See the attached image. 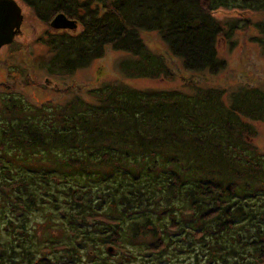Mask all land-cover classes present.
I'll return each instance as SVG.
<instances>
[{
	"label": "trees",
	"instance_id": "16d2710c",
	"mask_svg": "<svg viewBox=\"0 0 264 264\" xmlns=\"http://www.w3.org/2000/svg\"><path fill=\"white\" fill-rule=\"evenodd\" d=\"M18 1L43 24L63 14L81 27L39 38L47 53L35 62L53 78L108 47L134 58L120 65L126 80L172 81L177 61L213 77L227 66L218 38L248 28L264 52V19L213 16L259 14L264 0ZM87 93L38 105L0 94V264H264V153L251 125L264 121V92L234 93L228 108L200 85Z\"/></svg>",
	"mask_w": 264,
	"mask_h": 264
},
{
	"label": "rangeland",
	"instance_id": "374dc122",
	"mask_svg": "<svg viewBox=\"0 0 264 264\" xmlns=\"http://www.w3.org/2000/svg\"><path fill=\"white\" fill-rule=\"evenodd\" d=\"M22 8L23 22L21 30L14 37L12 44L3 46L0 49V94L5 92L17 93L25 102L45 104L56 102L63 104L75 94L88 99V91L105 85H115L118 83L128 84L134 89H153L164 91H180L191 94L195 85L202 88H219L224 92L225 106L228 108L230 97L234 93H240L251 86L264 92V52L259 44L254 40L258 34L252 28L247 31L237 30L232 37L233 43L229 44L223 36L217 40V51L222 60L227 64L226 69L216 76L205 74H192L187 72L180 61L172 63L171 66L175 75L172 81L165 79H124L120 71L123 62H133V57L128 53L113 51L106 48L101 59L78 70L68 77L53 78L47 76L35 62L36 57L46 54L47 50L40 41V37L46 31L54 32L48 24L41 23L33 16L31 10L16 0ZM213 16L220 22L242 16L251 17L256 21L264 19V12L245 13L241 11L219 9ZM81 27L67 32L78 33ZM144 43L156 54L166 53L167 46L164 44L160 34L147 32L143 34ZM169 64V60L167 61ZM130 65V63H128ZM264 119V118H263ZM256 131L254 143L264 153V121L251 124ZM48 209H45L46 211ZM35 219L43 221V215H34ZM53 229V228H51ZM54 230V229H53ZM41 232H38V235ZM55 234V233H53ZM58 240H63V236L57 233ZM1 236V234H0ZM60 237L62 239H60ZM43 242L41 248H43ZM44 249V248H43ZM201 261V260H200ZM190 262V261H189ZM201 264V263H197Z\"/></svg>",
	"mask_w": 264,
	"mask_h": 264
},
{
	"label": "water",
	"instance_id": "95a60500",
	"mask_svg": "<svg viewBox=\"0 0 264 264\" xmlns=\"http://www.w3.org/2000/svg\"><path fill=\"white\" fill-rule=\"evenodd\" d=\"M22 22V8L16 0H0V49L13 43L14 37L20 33ZM49 27L55 31L77 28L76 21L67 19L63 14H57Z\"/></svg>",
	"mask_w": 264,
	"mask_h": 264
}]
</instances>
